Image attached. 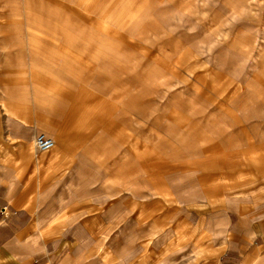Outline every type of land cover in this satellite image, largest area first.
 <instances>
[{
  "label": "rangeland",
  "instance_id": "374dc122",
  "mask_svg": "<svg viewBox=\"0 0 264 264\" xmlns=\"http://www.w3.org/2000/svg\"><path fill=\"white\" fill-rule=\"evenodd\" d=\"M0 103L73 138L75 196L105 185L115 233L163 232L183 194L226 186L222 160L235 186L256 174L237 172L264 144V0H8Z\"/></svg>",
  "mask_w": 264,
  "mask_h": 264
},
{
  "label": "crops",
  "instance_id": "0c3cea01",
  "mask_svg": "<svg viewBox=\"0 0 264 264\" xmlns=\"http://www.w3.org/2000/svg\"><path fill=\"white\" fill-rule=\"evenodd\" d=\"M6 1L0 0V9ZM30 119L20 107L0 103V216L4 207L12 210L0 222V264H264L263 143L238 155L248 168L237 173L250 170L253 178L235 186L236 169L222 160L231 178L226 186L214 185L224 174L211 175L213 196L203 189L183 194L174 216L166 211L153 219L163 232H136L131 239L115 233V222L102 210L105 185L98 200H91L89 181L82 182V197L75 196L73 138L58 135L50 153L40 152ZM218 166L213 161L207 168ZM91 208L99 210L73 217L75 210Z\"/></svg>",
  "mask_w": 264,
  "mask_h": 264
},
{
  "label": "built area",
  "instance_id": "2783aa9c",
  "mask_svg": "<svg viewBox=\"0 0 264 264\" xmlns=\"http://www.w3.org/2000/svg\"><path fill=\"white\" fill-rule=\"evenodd\" d=\"M54 146V141L48 137H46L44 134H39L35 140V148L40 152H48L50 151ZM7 208L4 209V211Z\"/></svg>",
  "mask_w": 264,
  "mask_h": 264
},
{
  "label": "bare ground",
  "instance_id": "6f19581e",
  "mask_svg": "<svg viewBox=\"0 0 264 264\" xmlns=\"http://www.w3.org/2000/svg\"><path fill=\"white\" fill-rule=\"evenodd\" d=\"M53 147H54V146H53ZM52 149H53V148H52ZM52 149H51V150H52Z\"/></svg>",
  "mask_w": 264,
  "mask_h": 264
}]
</instances>
